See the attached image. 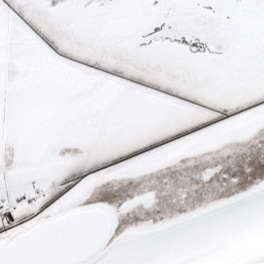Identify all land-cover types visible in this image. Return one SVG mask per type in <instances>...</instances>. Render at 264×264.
Here are the masks:
<instances>
[{"label": "snow or ice", "instance_id": "obj_1", "mask_svg": "<svg viewBox=\"0 0 264 264\" xmlns=\"http://www.w3.org/2000/svg\"><path fill=\"white\" fill-rule=\"evenodd\" d=\"M0 264H264V0H0Z\"/></svg>", "mask_w": 264, "mask_h": 264}]
</instances>
